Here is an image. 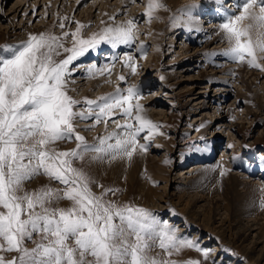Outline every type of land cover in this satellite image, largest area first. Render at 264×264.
Returning <instances> with one entry per match:
<instances>
[{"label":"rangeland","instance_id":"374dc122","mask_svg":"<svg viewBox=\"0 0 264 264\" xmlns=\"http://www.w3.org/2000/svg\"><path fill=\"white\" fill-rule=\"evenodd\" d=\"M193 1V5L187 6L185 0L181 3H176V0H161L164 7L157 9L153 18L149 19L146 14L148 0H0V54L7 55L6 46H17L27 40L29 34L51 32L60 35L64 31H74L77 27L74 21L89 25L82 30L83 36L87 38L106 26L134 19L137 28L134 44L118 48L101 44L95 51L90 50L72 62L69 66L71 72L67 77L69 94L82 102L76 106V110H87L88 106L83 103L85 98L96 100L116 92L118 87L126 89L132 84L137 85L142 91L139 103L144 106L143 110L147 111L155 124L160 125L148 140H145L147 129L141 132L139 142L148 145L146 152L163 161L166 170L160 172L157 166L149 161L147 163L141 151H137L131 160L118 158L101 162L85 157L83 161H74V166L83 168L105 189L120 190L115 195H109V199L119 203L132 202L148 208L158 217L161 225L166 223L175 229L178 238L196 241L200 249L211 250L207 258L203 251L196 248H183L168 256L157 247L153 249V255L159 254L164 260L175 261L177 264H185L189 260H199L200 264H264V248L260 247L262 242L259 241L264 240V234L255 235L253 238L256 237L258 242L251 243L249 241L257 228L243 227L236 230L238 220L249 217L248 213L252 214V220L249 221L252 227L264 224V207L258 203L264 196V68L230 61L221 54L230 47L223 41L210 43L202 56L194 53V45L199 43V39H203V36L198 35L199 26H206L209 23L207 20L211 18L218 27L222 20L217 12L216 0ZM20 3L22 5L16 9ZM226 3V7H234L235 0H227ZM188 9L192 12L188 13ZM191 20L195 23L191 25L190 36L196 40L188 39L187 32L181 35L176 29ZM61 23L65 24V28H60ZM158 42L160 47H157ZM204 43L206 42H202L199 47ZM71 45L72 39L69 36L65 46ZM65 55L67 54L61 49V56L57 59ZM126 55L134 58L135 74L124 64ZM206 56L213 57L216 62L204 60L203 57ZM257 60L264 65V52H257ZM81 61L94 63L81 67ZM105 64L109 65L107 72L99 74V71L93 70L100 69ZM253 72L258 75L255 76ZM121 75L126 78L124 81L119 79ZM220 79H228L230 84L223 86L218 82L213 83ZM205 89L207 91L203 93L209 94L206 107L209 105L211 108H204L198 114L200 104L204 103L199 101L206 96L196 101L193 95ZM218 103L230 106L231 109L229 118L225 116L219 122L223 123L221 127L215 128L218 122L215 125L213 123L218 114L212 116V113ZM115 111L116 114L107 118L106 123L97 124L94 118H78L75 122L77 131L91 142L113 131H122L117 128V124H124L126 121L134 125L137 123L122 115L120 109ZM204 115L203 124L211 121L210 125L213 127L198 135L199 131L195 127L202 122L201 117ZM89 125L95 126L89 128ZM157 139L166 144H156ZM55 147L57 150L67 151L76 147V141H59ZM208 149L211 152L207 154L210 158L206 163L212 164L210 170L215 177L207 173L196 187L197 177H188L186 180L185 175L189 173L184 174L186 169L182 168L197 161L186 162L184 157L187 152H207ZM250 182L258 185L255 193H252L256 195L254 204L250 203L247 190ZM45 185L52 188L64 187L59 181L50 180L46 175H37L26 182L24 187L32 191ZM101 190L93 185V191L99 193ZM209 191L211 200L217 198L220 206L217 215L210 223H206L196 219V214L186 210L181 203L188 199L190 205L194 202L200 204L202 201L195 197L197 193ZM161 196L165 199L164 207L150 204L153 198ZM70 205L68 200H61L58 204L64 208ZM246 208L248 210H244ZM33 238L40 240L39 235H34ZM215 245L219 247L214 251ZM27 246L31 248L34 244L28 242ZM249 246L256 248L250 249ZM259 248L263 251L257 252ZM15 255V252L7 253L6 257L11 259Z\"/></svg>","mask_w":264,"mask_h":264},{"label":"snow or ice","instance_id":"6c2138e0","mask_svg":"<svg viewBox=\"0 0 264 264\" xmlns=\"http://www.w3.org/2000/svg\"><path fill=\"white\" fill-rule=\"evenodd\" d=\"M216 3L222 20L219 30L230 43L221 54L239 62L247 58L250 66L264 68L257 60V52H264V32L257 31L253 40V30L264 29V0H235L234 7H226V0ZM161 7V0H148L149 19ZM74 23V31L29 34L17 46H6L7 55L0 54V264H177L153 255L157 247L168 256L183 248H196L207 258L211 250L200 249L196 241L178 238L176 230L166 223L161 225L152 210L109 199L120 190L105 189L83 168L74 166V161L85 157L101 162L131 160L137 151L148 149L146 143L139 142L140 133L147 129L148 140L160 127L142 114V91L135 84L126 89L118 87L116 92L96 100L85 98L87 110H76L82 102L69 94V66L101 44L131 46L137 28L130 19L85 38L82 30L89 25ZM59 26L65 28L64 23ZM69 36L72 45L66 47ZM61 49L67 55L57 59ZM124 64L136 73L133 56L126 55ZM119 79L126 78L121 75ZM116 109L137 123L117 124L122 131L91 142L77 131L78 118L106 123ZM72 140L76 141L73 149L61 151L55 147L59 141ZM37 175H46L64 187L45 185L28 191L25 183ZM93 185L102 190L93 191ZM61 200L71 205L59 207ZM258 203L264 207V196ZM28 242L34 247L29 248ZM13 252L17 255L8 259L6 254Z\"/></svg>","mask_w":264,"mask_h":264},{"label":"bare ground","instance_id":"6f19581e","mask_svg":"<svg viewBox=\"0 0 264 264\" xmlns=\"http://www.w3.org/2000/svg\"><path fill=\"white\" fill-rule=\"evenodd\" d=\"M182 1H184V0H176V3H181ZM226 2H227V0H226ZM185 3H186V5L187 6H191V5H193L194 3H195V1H193V0H185ZM26 4V2L23 4V6ZM217 4V3H216ZM227 4V3H226ZM22 5V3H20V4H18L17 5V7H16V9L19 7L20 8V6ZM218 5V4H217ZM226 6V5H225ZM218 7H219V5H218ZM190 9H188L187 10V12L188 13H191L190 11H189ZM218 12V11H217ZM205 13H207V12H205ZM192 16V15H191ZM190 17V16H189ZM209 23H207V25L206 26H204L203 24L201 25V26H199V29H198V31H199V36H203V39H199V43L197 44V45H194L195 46V50H194V53H197V55H204L205 53H204V49L210 44V43H212V42H215V41H217V42H221V41H223V42H226V43H228V46H230V43H229V41L225 38V35H224V33L223 32H221L220 30H219V27H216L215 26V23L211 20V18L209 19V20H207ZM211 21V22H210ZM201 22V21H200ZM203 22V21H202ZM204 22H206V21H204ZM192 23H195V21L194 20H191V21H188V22H186L185 24H183V25H181L180 27H178V28H176L177 29V31L179 32V33H181V35L184 33V32H187V38L189 39V38H191V40H193V39H195V38H193V37H191L190 36V30H191V25H192ZM248 23H250V21L248 22ZM175 29V30H176ZM217 31H219V33L217 34ZM257 31H262V29H254L253 30V40L255 41L256 40V33H257ZM263 32V31H262ZM206 33H208V34H206ZM181 35L179 36V37H181ZM178 37V38H179ZM193 38V39H192ZM196 40V39H195ZM178 41H181V40H178ZM202 42H206V43H204V45L202 46V47H199L200 46V44L202 45ZM157 47H160V44H159V42L157 43ZM158 49V48H157ZM218 50V49H217ZM187 51V50H186ZM216 51V50H215ZM216 53V52H215ZM188 55V54H187ZM105 56V55H104ZM204 58V60H208V61H211V62H214L215 60H214V58L212 57H203ZM262 58V57H261ZM201 60V59H200ZM246 60H247V58H246ZM246 60H245V63H247L246 62ZM230 61H233V60H231L230 59ZM81 62H83L82 63V65H81V67H85V66H87L90 62L91 63H94V61H90L89 63H87L86 61H81ZM216 62V61H215ZM217 65H219V64H217ZM88 67V66H87ZM91 67H94V66H89V68H91ZM88 68V69H89ZM95 68V67H94ZM227 68V67H226ZM94 71H98V70H100L99 71V74L100 73H104V72H107L108 70H109V65H107V64H105V65H103L100 69H93ZM217 70V69H216ZM89 71V70H88ZM205 74V73H204ZM203 74V75H204ZM253 74L255 75V76H257L258 74L257 73H254L253 72ZM192 75H193V73H192ZM192 75H190V76H192ZM206 75H208V74H206ZM194 77V76H193ZM208 77V76H207ZM195 78H196V76H195ZM217 75H216V80H217ZM217 82L218 83H221V85L223 84V86L224 85H229L230 83H229V80L228 79H220V80H218V81H213V83L215 84H217ZM192 85V84H191ZM194 86V85H193ZM218 86V85H217ZM218 89H222L221 87H217ZM203 91H207V89H205V90H200V91H198V92H201V93H198V94H194L193 96V98L195 99H197L196 101H199V99L198 98H202V97H205L206 96V98H204V99H201L199 102H204L202 105L200 104V109L197 111V113L199 114L204 108H211L209 105H208V107H206L207 106V102H206V100H207V97L209 96V94L207 93V94H205V92L203 93ZM219 93H221V94H223V92L222 91H220ZM192 96V95H191ZM209 102V101H208ZM221 103V102H220ZM220 103H218V105H217V108H216V110H215V112L214 113H212V116H214L216 113L218 114L217 115V118H215L214 119V123H213V125H215L217 122H218V124L215 126V128H218V127H221V125L223 124V123H219L221 120H223V118L225 117V116H228V118H229V116H230V109H231V107L230 106H227V105H221ZM198 106V105H197ZM158 107V106H157ZM199 108V107H198ZM160 110H162L163 111V113H165V111H164V109H161L160 108ZM154 112V111H153ZM158 113V112H157ZM144 116H146L147 118H149V119H151V121H153V119H152V117L147 113V111H145V110H143V113H142ZM164 115V114H163ZM162 115V116H163ZM167 115V114H166ZM197 117H198V115H197ZM203 120H202V122H200V121H198V122H200V124H197V126L195 127V129H197L198 131H199V133H198V135H201V133H203V132H205V130H207V129H212V127H213V125H210V123H211V121H209V123L208 124H206L205 125V123L203 124V121H204V119H205V115L204 116H202L201 117ZM201 118H199V119H201ZM194 129V128H193ZM148 135V133H146L145 134V137ZM163 143H165V142H163L162 140H160V139H157L156 140V144H158V145H164ZM166 144V143H165ZM211 152V149H208V151L207 152H202V151H196V152H187L186 154H185V157H184V159H185V161L186 162H194V161H197V162H194V163H192L191 165H188V166H186V167H183L182 169H186V170H184L183 172H184V174L185 173H189V174H186L185 175V179L187 180L188 179V177H197V178H195V181H196V183H195V185H196V187H198L199 186V184H200V181L207 175V173H210L211 174V176H213L214 174H213V172L210 170V168H212V164L211 163H206V161L207 160H209V158H210V156L209 155H207L208 153H210ZM143 154V155H142ZM141 155L144 157V159L146 160V162L147 161H149L152 165H155V166H157L158 167V169L160 170V172H164L166 169H165V164H164V162L163 161H161V160H157L152 154H150L149 152H142L141 153ZM140 155V156H141ZM141 158V157H140ZM139 158V159H140ZM143 159V160H144ZM194 160V161H193ZM142 161V160H141ZM205 162V163H204ZM219 162V161H218ZM142 163V162H141ZM148 163V162H147ZM219 164V163H218ZM216 166H217V164H216ZM189 167V168H188ZM190 173H193V174H190ZM214 177H215V175H214ZM210 178V177H209ZM197 179V180H196ZM213 179V178H212ZM189 181V180H188ZM248 185V184H247ZM258 187V185L256 184V182H250V184H249V186L247 187L248 189V195H249V199H250V203H252V204H254L255 202H256V195H252V193H255V189ZM197 193V192H196ZM172 194H175L174 192H172ZM177 197H178V199H180V194H178L177 195ZM196 197V199H199L200 201H202L200 204L199 203H196V202H194L192 205H190V203H189V200L187 199V200H185V201H183L181 204H182V206L186 209V210H189V212H191V213H195L196 214V216H195V218L196 219H199L201 222H203V221H206V223H210V220H212L216 215H217V210L219 209V202H218V200H217V198H214V199H212L211 200V198H212V195H211V193H210V191L209 192H207V193H201V192H199V193H197V195L195 196ZM165 199L163 198V196H161V197H159V198H153V201L152 202H150V204H154L155 206H159V207H164L165 206V204H164V201ZM180 201V200H179ZM250 208V207H249ZM244 210H248V208H246V209H244ZM250 211V210H249ZM246 213V212H245ZM218 214H219V212H218ZM248 215H249V217H246V218H244V219H239L238 220V226L236 227L237 229L236 230H240L241 228H246V229H254V228H257V230L255 231V233L254 234H252V238L250 239V241L249 242H251V243H257L258 241H256L257 239H256V237L255 238H253L255 235L256 236H259V234L260 233H263L264 234V224L263 223H259L258 225H256L255 227L253 226L252 227V225L250 224V220H252V214L251 213H248ZM217 218V217H216ZM220 221V220H219ZM180 224V223H179ZM228 239H230V238H228ZM228 241H230V240H228ZM260 242H262V245L260 246V247H263L264 248V240L263 239H260L259 240ZM218 245H215L214 246V248H213V250L215 251V250H217L218 249ZM249 248L250 249H254V248H256V246H249ZM262 252L263 251V249L261 248H259V249H257V252ZM259 255H260V253H259Z\"/></svg>","mask_w":264,"mask_h":264}]
</instances>
